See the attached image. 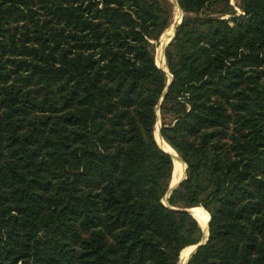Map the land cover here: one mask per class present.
Instances as JSON below:
<instances>
[{
	"label": "trees",
	"instance_id": "obj_1",
	"mask_svg": "<svg viewBox=\"0 0 264 264\" xmlns=\"http://www.w3.org/2000/svg\"><path fill=\"white\" fill-rule=\"evenodd\" d=\"M237 1L177 0L165 94L170 0H0V264H179L197 207L187 264H264V0Z\"/></svg>",
	"mask_w": 264,
	"mask_h": 264
},
{
	"label": "rangeland",
	"instance_id": "obj_2",
	"mask_svg": "<svg viewBox=\"0 0 264 264\" xmlns=\"http://www.w3.org/2000/svg\"><path fill=\"white\" fill-rule=\"evenodd\" d=\"M170 1L174 5V18L172 20L171 25L166 29V31L163 33V35L161 36V38L159 39V41L156 42L157 49H156V56H155L156 57V64L159 67L163 68L166 71L165 73L167 74L168 82L169 83L172 81V79H174V77L170 73L169 68H168V65H167L166 51H167V49H168L169 46L167 48H166V46H167L168 42L171 40V38H172L171 43L175 39V37H176V29L182 23L183 18H184V15H185L184 12L182 11V9L180 8L177 0H170ZM237 2H238L237 0H230L229 6L231 8H229L225 3L215 2V3L212 4V6H210L208 9H206L204 11L203 16H207V17H211V18H218V19H223V20H229V19H231L233 17L232 15L222 16L221 13L223 11H225V10H229L230 11L231 9H233L237 13L238 16L239 15H243L242 11L238 7V3ZM164 50H165V54H164ZM157 116H158V121H157V124L155 126V133H154L155 139L157 141V144L160 145L159 144L160 143L159 142V139H161V142L163 141V143H165L166 146H168L169 148H171V150L173 151L174 157H177L183 163V165L185 167V171H186V166H187L186 162L180 156L177 155L178 153L177 154L175 153L176 151L162 137V128H163V125H162V121H161V113H160V108L159 107H157ZM159 147L162 148L161 146H159ZM163 150H165V149H163ZM165 151L166 152H169L167 150H165ZM174 169H175L174 172H176L175 163H174ZM184 177H185V173H184V176L181 177V180L184 179ZM173 182H174V184H176L175 182H179V181L176 178H174V176H173ZM164 203H165V205H168V202L165 199H164ZM198 208L201 209V207H197V208H195V210H193V215L194 216L196 214L194 211H196V209H198ZM202 209H204V208H202ZM204 211H206V210H204ZM209 220H208V222H209ZM183 258H184V256H183ZM183 258H182V253H181V259H182V261H183ZM189 258H190V256H189ZM182 261H180L179 264H182ZM185 262L186 261L184 260V264H185Z\"/></svg>",
	"mask_w": 264,
	"mask_h": 264
},
{
	"label": "bare ground",
	"instance_id": "obj_3",
	"mask_svg": "<svg viewBox=\"0 0 264 264\" xmlns=\"http://www.w3.org/2000/svg\"><path fill=\"white\" fill-rule=\"evenodd\" d=\"M159 142H160L159 146H161L163 149L169 151L173 155V151L171 150V148L166 146V144L163 143V141L161 142V139H159ZM173 157H174V155H173ZM173 160H174L175 168H176V172H174V178H176L180 182L181 177L184 176L185 167H184L183 163L177 157H174ZM175 183L177 184L178 182H175ZM173 184H174V182H173ZM193 210H195V208ZM194 212L196 213L195 216L193 215L194 218L198 221V223L202 226V228L205 229L206 236H207V234H208V223H209L208 220L210 219V215L206 211H204V209H202V208L201 209L198 208ZM193 250H195V247L191 246L182 252V258L184 256L182 264H184V260L187 261L189 256L192 255V253L194 252Z\"/></svg>",
	"mask_w": 264,
	"mask_h": 264
},
{
	"label": "water",
	"instance_id": "obj_4",
	"mask_svg": "<svg viewBox=\"0 0 264 264\" xmlns=\"http://www.w3.org/2000/svg\"><path fill=\"white\" fill-rule=\"evenodd\" d=\"M175 37V36H174ZM173 37V38H174ZM171 41H172V38H171V40L168 42V44H167V46H166V48L170 45V43H171ZM164 54H165V50H164ZM158 66V65H157ZM159 67V66H158ZM161 70H163L164 72H166L163 68H161V67H159ZM173 80L174 79H172V81L169 83L168 82V85H167V88H166V90H165V94L167 93V91H168V89H169V87L172 85V83H173ZM165 94H164V96H165ZM163 99H164V97L162 98V100H161V102H163ZM162 149V148H161ZM163 150V149H162ZM165 153H167V154H169L171 157H172V159L174 158L173 156H172V154L171 153H169V152H166L165 150H163ZM187 169H188V166H186V171H185V177H184V179H182L180 182H178L177 184H173V176H174V170H173V176H172V181H171V184H170V187H169V190H168V192H167V195L165 196V200H167V202H168V199L170 198V196L173 194V192L176 190V189H178L179 188V186L187 179ZM165 204V203H164ZM173 210H177V209H175V208H172ZM193 209L194 208H185V209H180L179 211H184V212H187V213H189L193 218H194V216H193ZM205 210V209H204ZM195 219V218H194ZM196 220V219H195ZM197 221V220H196ZM210 221H211V217H210V220H209V223H208V234H207V236H206V232H205V229L204 228H202V226L199 224V226H200V228H201V230H202V233H203V236H202V239H201V241L197 244V245H195L194 247H195V250H194V252L192 253V255L190 256V258L186 261V263L185 264H187L189 261H190V259H191V257L198 251V249L200 248V247H202V246H205L208 242H209V238H210V227H209V224H210ZM198 222V221H197ZM180 261H182V259H181V256H180Z\"/></svg>",
	"mask_w": 264,
	"mask_h": 264
}]
</instances>
